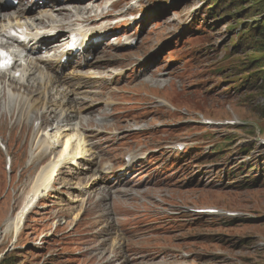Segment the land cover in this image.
<instances>
[{
    "label": "rangeland",
    "instance_id": "obj_1",
    "mask_svg": "<svg viewBox=\"0 0 264 264\" xmlns=\"http://www.w3.org/2000/svg\"><path fill=\"white\" fill-rule=\"evenodd\" d=\"M56 1L71 5L70 10L81 8L77 15L91 18L81 24L95 35L85 52L69 57L60 70L55 66V76L67 82L58 90L0 96V264H264V121L258 91L264 78L252 64L247 38V27L256 19L237 16L227 0H218L221 6L214 0ZM32 3L42 10L48 5L36 0L8 5ZM214 6L216 15L209 11ZM75 12H69V20L77 24ZM61 50H38L29 58L50 61ZM34 105L35 113L47 111L50 121L42 133H51L61 109L77 122L87 119L91 126L85 123V133L98 159L90 171L84 163L63 172L61 165L54 168L15 234L10 221L61 151L30 160L38 128L26 113ZM97 119H103L107 132L91 130ZM133 154L138 160L116 184L118 176L106 172L125 168ZM144 154L148 158L139 159ZM110 186L113 192L128 190L123 200L133 197L130 190H155V204L170 212L139 214L125 229L149 231L155 259L134 257L110 237L113 230L107 226L114 216L101 215L113 212V195L99 206L98 198L92 199L83 209L88 199L83 190ZM204 210L214 213H198ZM139 242L130 245L138 248ZM109 243L117 253L111 262Z\"/></svg>",
    "mask_w": 264,
    "mask_h": 264
},
{
    "label": "bare ground",
    "instance_id": "obj_2",
    "mask_svg": "<svg viewBox=\"0 0 264 264\" xmlns=\"http://www.w3.org/2000/svg\"><path fill=\"white\" fill-rule=\"evenodd\" d=\"M5 1L6 0H0V39L3 42L6 36L13 33L14 31L26 30L28 41L19 45L14 44V47H12L9 51L14 54L17 62L21 60L24 61L26 59L25 61L27 63L16 64L13 71L7 73L0 72V96L4 97L6 94H9L13 97L15 95L16 97L23 95L29 96L38 93H48L52 88L58 90L61 85L67 83H63L61 79L55 76V74L57 69L60 70L64 68L63 65L65 64V60L70 62L69 57H71V54L66 52V49L70 43V37H81L83 42L81 45V50L85 52L95 34L90 33L92 30L85 29L83 26L84 24H81V22L85 23L90 21L91 18L87 17L84 21L77 15L82 13L81 8L73 7L74 10H70L72 8L71 5H61L60 2L56 0H46L48 5L42 6L43 10L42 8H38L39 4L35 5L32 3L30 6H27L28 8L22 7L21 5L17 8H14L6 4ZM64 1L67 2L68 0ZM88 9L89 8L87 7L86 9H83V11ZM10 10H13V12H9ZM36 10H39V12H36ZM69 12H75L79 23L75 24L69 20ZM32 13H36L38 15L35 16L36 14ZM41 26L43 29H40ZM44 29L45 31H41ZM64 31L68 33V37L64 36L62 39L60 37ZM51 40L56 41V44L50 45V47L52 46V49L49 47V42ZM1 43L0 49L6 50V45ZM62 45H64L66 48L65 50H61ZM38 50H48V53H51L52 51H61L60 53H56L55 58L51 59L50 61L39 58L30 59L29 56L33 55V53H36ZM87 63L89 62H86V64ZM55 66H58L57 69H54ZM4 80H7L8 84H4ZM60 115L61 118L58 119L54 124L51 133H42L40 130L46 125L50 124L47 111H43L42 113H39L38 111L35 113L34 105L33 107H29L26 113V116H29L28 119L31 120L32 124H34V129L38 128L34 130L35 136H38L36 139L35 149L31 152L32 154L30 160L33 161L37 157L40 160L46 158L49 155H53L57 148H60L61 151H59L58 158L54 160V163L48 164L47 168L37 180L33 192L27 199L25 205L22 207V211L15 219H13V221H10L11 225L14 226L15 234H19L22 229V224L25 220V217L32 209L35 208L39 198L43 195V191H45L44 186L48 184L51 176L54 174V172H56L54 168L56 169V167L61 165L63 167L61 172H63V169L66 167H70L72 170L74 166L76 169H78L79 164L84 163L85 166H88L86 170L90 171L91 166L94 165V161L98 159V156L96 155L97 153L94 151L95 145L91 141H88L89 137L85 133L88 131L87 127L91 126L87 122V119L85 120V118H82V122H77V116H71L62 109L60 110ZM68 117H71L72 119L69 120ZM39 119L42 123L39 127H36L35 125H37ZM85 123L87 124V127H85ZM102 123L103 119L95 120V122H93L95 128H92L91 130L96 131L98 134L107 132L108 129L105 128ZM116 129H120L119 125L116 126ZM137 129L144 131L145 127ZM127 158L128 161L125 168H123L124 170H114L112 168L113 170L111 169L106 172L107 174L113 173L114 176H118V181L116 182L118 185L123 183L122 179L119 178L127 177L129 174L127 173L129 171L127 167L130 165L134 166V163L138 160L134 154ZM147 158L148 156L144 154V156H141L139 159L145 160ZM118 170L123 171L117 173ZM59 176L60 173L55 177V181ZM96 179H100V177H97ZM114 188L115 187L111 186L109 188H100L97 191L91 193L87 191V189L83 190L84 194H86V197L88 198L87 201H85L82 205L83 209L85 207L84 204L87 205V203H89L92 199L98 198L95 200V202L96 205L99 206V203L103 204L109 195H113L115 202L113 212L108 214V216L101 215L102 219H106V217H110V215L114 216L113 220L108 223L107 226L108 230H113V234H110V237L113 238L114 236L115 241L117 240L119 242L117 245L119 249H122L126 246L129 248V251L131 249L132 251L130 252H132L134 257H138L143 260H147L149 258L155 259L158 254L153 253V251L157 249L151 245L155 241V238L149 235V231H147V233L127 232L125 229L128 227L129 223L133 221V217L139 214L157 212L158 215L166 216L167 214H170V212L167 208L162 209L160 205L155 204V200L157 199L153 198V193L157 192L155 190L150 188L145 189L143 192H133L130 190L129 193L133 194V197L130 200H123L121 195H126L128 190H118L113 192L112 189ZM118 201H128L129 203L133 202L135 206L128 204V206L122 207L119 205ZM149 202H154V205L150 204ZM99 211L101 213L103 211L102 208ZM137 239L140 241V246L138 248L132 247L130 245L131 242ZM108 247L110 251L113 249L114 252V255L112 254L110 259H108L111 262L117 259L116 247L111 243H109ZM121 257H123V255H121ZM166 257L167 256L164 258Z\"/></svg>",
    "mask_w": 264,
    "mask_h": 264
},
{
    "label": "trees",
    "instance_id": "obj_3",
    "mask_svg": "<svg viewBox=\"0 0 264 264\" xmlns=\"http://www.w3.org/2000/svg\"><path fill=\"white\" fill-rule=\"evenodd\" d=\"M215 5H222L218 0ZM228 8H232L236 11L237 16L248 15V18L256 19L253 24L247 27V38L250 41L251 49L255 56L252 60V64L258 73L263 74L264 78V0H227ZM216 8V9H215ZM219 7L214 6V9L209 10L216 15ZM236 16V17H237ZM235 18V17H234ZM261 85L258 87V91L263 98V106L259 109V115L261 120L264 121V79L261 81ZM8 254L2 259V263L6 259ZM8 264H15L14 261L8 262Z\"/></svg>",
    "mask_w": 264,
    "mask_h": 264
}]
</instances>
